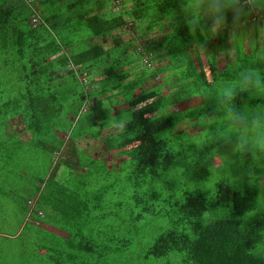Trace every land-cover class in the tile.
Returning <instances> with one entry per match:
<instances>
[{"label": "rangeland", "instance_id": "rangeland-1", "mask_svg": "<svg viewBox=\"0 0 264 264\" xmlns=\"http://www.w3.org/2000/svg\"><path fill=\"white\" fill-rule=\"evenodd\" d=\"M0 5L11 7L14 24L22 32L31 33L28 45L32 44L45 53L46 49L43 51V48L53 46L58 41L55 31L45 30L41 26L52 13L50 11L53 4L50 0H0ZM36 9L43 13L40 15L37 12L35 16L33 11ZM112 9L117 11L119 5L114 3ZM54 16L60 19V15L55 13ZM34 19L41 22L33 23ZM31 23L37 27L33 28ZM123 39H136V44L140 47L144 44L141 39H137L135 29L129 31ZM211 44L219 46L215 39ZM16 51L17 47L11 38L6 50L0 45V115L5 117V123L0 120V233L6 234L0 236V264H183L175 257L147 260L145 256L161 234L173 228L189 232L188 225L174 224L176 217L181 216L180 206L185 202L186 196L199 195L204 199L207 205V211L201 218L204 224L231 218V210L216 207V185L221 181L227 182L233 192L253 198L254 210L242 217L243 226L252 225L264 218V159L253 160L248 146L241 151L244 144L251 143L255 149L264 152V131H248L235 152V137L229 138L239 132L226 126L232 119L227 106L224 116L223 113L215 112V99L210 97L226 96L227 90L233 89L231 86L196 88L190 84L185 85V89L179 88L182 99L167 113L181 116L183 120L179 125L155 137L156 140L167 142L168 150L175 156L174 163L157 176L146 178L136 187L133 164H119L120 160L114 156L117 147L108 151L103 160L94 158L106 150L103 140L108 137V131L103 132L100 138H91V133L101 130V127L92 129L89 126L88 105H84L75 116L70 111L72 101L67 102L65 112L59 118L56 130L58 136L54 134L56 138L53 145L32 146L21 142L28 139L29 135L22 132L19 121L9 119V109L5 108V104L25 93L27 84H34L39 77L33 73V63L28 62L29 57L19 61ZM150 64L151 68H144L147 74L145 89L165 86L164 74H153L169 63L165 61ZM44 66L49 69L46 64ZM224 66L222 63L219 65L220 68ZM168 73L173 74L174 70L170 68ZM175 73L181 75L184 72L180 70ZM164 77L170 79L167 75ZM179 77L181 76L177 80ZM40 79L47 82L51 77L44 75ZM81 81L86 82L84 78ZM165 89L164 94L172 91V88ZM256 95L249 101V106L260 109L264 106L263 84L257 86ZM244 97H247V93ZM113 103L115 104L109 101L104 106L107 108ZM125 107H115L112 110L113 116H125L127 111L119 114ZM66 112L68 116L65 119ZM213 115L218 119L216 128L215 125H208L210 121L207 118ZM87 131L89 136L78 138L74 142L78 151L69 154L74 146L73 142L70 146L67 145L68 139ZM17 133H20L19 137ZM118 143V138L115 137L110 145ZM206 159L210 162L204 163ZM56 167V177L52 180L54 187L46 190L41 186V181L53 173ZM57 188H66L67 191ZM55 190L57 191L53 192ZM70 193H76L78 199L82 200L79 206L81 214L75 215L80 229L75 226V221L64 217L63 209L53 207L62 195ZM152 193L158 195L152 206L159 215H145L137 220L135 217L144 213L134 199L144 198ZM36 194H43L45 197V204H38L43 217L31 218L41 223L38 224L40 227L25 222L26 210L28 206L30 209L33 207ZM48 226L66 234L80 231L85 241L99 243L102 251L90 254L74 250V246L78 248L79 244H66L65 239L59 235L41 229H48ZM125 240L128 241L127 246H122ZM75 241L83 242L81 237ZM261 247H264V242L258 249Z\"/></svg>", "mask_w": 264, "mask_h": 264}, {"label": "trees", "instance_id": "trees-1", "mask_svg": "<svg viewBox=\"0 0 264 264\" xmlns=\"http://www.w3.org/2000/svg\"><path fill=\"white\" fill-rule=\"evenodd\" d=\"M50 1L53 4L50 11L52 13L41 26L45 30L55 31L58 41L53 46L43 48V51L46 49L45 53L41 52L40 48L27 44L31 33L22 32L14 24L11 7L0 5V45L6 50L10 38L13 39L19 61L29 57L28 62L33 63V73L39 77L34 84H27L25 93L5 104V108L9 109V119L19 121L22 132L29 135L28 139L21 141L22 143L46 146L49 143L53 145L59 118L64 114L66 104L70 100L71 115L77 116L83 106L88 105L89 126L92 129L101 127V130L91 133L92 139L100 138L103 132L108 131L107 127L104 130L103 128L115 107L126 106L119 111L121 114L129 111V105L145 102L143 108L131 113L132 120L128 131L135 133L133 138L124 140L114 148L117 150L114 156L120 160L119 164L132 162L136 187L146 178L157 176L174 163L175 156L168 150L167 142L156 140L155 137L179 125L183 120L181 116L167 113L180 102L179 95L182 92L178 91L179 88L185 89V85L191 84V87L196 88L231 86L235 89L238 87L236 76L249 67L258 69L261 79L264 80V64L258 62L259 57L264 54V49L260 47L252 51L243 43L236 44L234 52L230 54L229 64L223 68L219 67L220 62L215 63L212 58L201 62L194 54L192 49L195 48V42L184 22L181 9L184 3L185 7L194 8L198 0ZM114 3L119 5L117 11L112 9ZM105 6H109L107 10ZM39 11H33L35 16L37 12L40 15L43 13ZM55 13L60 15V19L55 18ZM40 22L41 20H37V24ZM128 22L133 24V28L125 27ZM32 27L37 26L33 24ZM134 29L137 39L144 42L141 47L136 44V39H123ZM218 42L219 45L230 47L226 37ZM209 48L208 54L215 59L217 47L211 44ZM145 59L150 63H169L153 74L170 77L167 80L163 76L165 86L145 89L147 74L144 68L148 67L144 63ZM170 68L174 70L173 74H167ZM180 70L184 73L176 75L175 72ZM44 75L51 79L44 82L40 79ZM178 76L181 77L177 80ZM83 78L85 83L81 81ZM165 88H172V91L168 90L169 92L164 94ZM244 95L245 93H238L234 103L239 105L240 97ZM85 101H88V104H85ZM109 101L115 104L106 108L104 103ZM67 116L68 112L65 113V119ZM4 119V115H0L1 123H5ZM19 134L17 133L18 137ZM89 135L87 131L77 137L71 136L67 145L70 146L73 142L74 150L69 154L78 151L74 143L76 139ZM112 139H115V136L103 140L106 150L94 158L103 160L106 157L108 151H111ZM56 172L57 167L41 181V186L46 190H52L54 187L52 180L55 179ZM58 189L67 191L66 188ZM35 198H38L36 210L30 212L28 207L26 215L41 218L38 204H45V197L42 194ZM157 199L158 195L155 193L144 198H135L136 205L141 207L144 213L135 218L138 220L145 215H159L152 206V202ZM81 202L76 193H70L62 195L53 207L63 209L64 217L75 221V226L80 229L75 215L81 214ZM216 207L231 210L232 217L204 224L201 222L207 211L204 199L199 195L186 196L185 202L180 206L181 216L176 217L174 224L188 225L189 232L173 228L161 234L148 249L145 256L147 260L170 256L180 259L183 264H264V258L255 255L264 242V218L249 226H243L242 223V217L254 210L253 198L233 192L227 182L221 181L216 185ZM67 235L68 238L64 240L66 244H79L78 248L74 246V250L90 254L102 251L99 243L85 241L80 231H71ZM79 237L82 238V243L75 241ZM127 243L125 240L121 245L127 246Z\"/></svg>", "mask_w": 264, "mask_h": 264}, {"label": "clouds", "instance_id": "clouds-1", "mask_svg": "<svg viewBox=\"0 0 264 264\" xmlns=\"http://www.w3.org/2000/svg\"><path fill=\"white\" fill-rule=\"evenodd\" d=\"M107 7L109 6H105V10ZM181 11L184 22L195 42V48L192 51L201 62L212 58L215 63L229 64L230 54L234 52V46L238 43H243L246 48L252 51L257 47L264 49V0H198V4L194 8L185 7L184 3ZM225 37L230 47L220 44L216 49L214 59L212 55L208 54L210 52L209 45L214 39L220 41ZM258 62L264 64V54L259 57ZM236 79L238 87L228 89L226 96H210L215 99V112L223 113L224 116V109L227 106L232 119L226 126H230L239 132V134L229 138L235 137V152H237V146L243 142L248 131L251 129L264 131V106H261L260 109L249 106V101L257 97V86L264 84L260 71L249 67L240 71ZM238 93H247V97H240L242 103L239 105L234 103ZM84 103L88 104V101ZM144 103L129 105V111L126 112L125 116L110 115L103 128L104 130L107 127L108 138L115 136L119 143L124 140H131L135 135V133L128 131V125L132 120L131 113L143 108ZM207 119L210 121L208 125H215L216 128V121L218 120L216 116L213 115ZM119 143L111 144L110 150L118 147ZM245 146H248L253 160L264 159V152L255 149L251 143L244 144L241 151L245 149ZM209 162L207 159L204 161V163ZM256 256L264 258V247L257 249Z\"/></svg>", "mask_w": 264, "mask_h": 264}, {"label": "crops", "instance_id": "crops-1", "mask_svg": "<svg viewBox=\"0 0 264 264\" xmlns=\"http://www.w3.org/2000/svg\"><path fill=\"white\" fill-rule=\"evenodd\" d=\"M226 65V64H225ZM103 144H105V142H103ZM104 151V150H103ZM103 153V152H102ZM99 154H101V153H99ZM94 157V156H93ZM98 157V156H97ZM96 157V158H97ZM36 200H38V198L36 199ZM36 200H35V202H33V207L29 210L30 212H32V211H35L36 209ZM30 202V201H29ZM29 202H28V204H29ZM29 207V206H28ZM40 214H42V212H40ZM42 217H43V215H41ZM40 216V217H41ZM41 217V218H42ZM26 221H28L31 225L33 224H35L36 225V227H40L41 225H38V224H41V223H39V222H37V221H33L32 219H31V217L29 216V214H27L26 215V217H25V222ZM48 229H46V228H41V229H44L45 231H48V232H51V234H56V235H59L61 238H63V239H67L68 238V235L66 234V233H64V232H61V231H59V230H57V229H55V228H52V227H47ZM6 234H4V233H0V236H5Z\"/></svg>", "mask_w": 264, "mask_h": 264}, {"label": "built area", "instance_id": "built-area-1", "mask_svg": "<svg viewBox=\"0 0 264 264\" xmlns=\"http://www.w3.org/2000/svg\"><path fill=\"white\" fill-rule=\"evenodd\" d=\"M32 22L35 23V22H37V20L34 19ZM125 27H128V28L130 29L131 27H133V24H132L131 22H128L127 25H126ZM144 63H145L146 65H148L149 68L152 67L151 64L149 63L148 59H145V60H144Z\"/></svg>", "mask_w": 264, "mask_h": 264}]
</instances>
